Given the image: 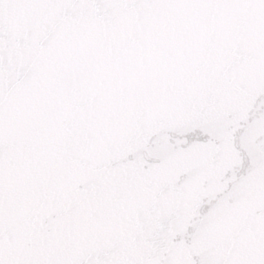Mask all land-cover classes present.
Wrapping results in <instances>:
<instances>
[{"label": "water", "instance_id": "1", "mask_svg": "<svg viewBox=\"0 0 264 264\" xmlns=\"http://www.w3.org/2000/svg\"><path fill=\"white\" fill-rule=\"evenodd\" d=\"M0 264H264V0H0Z\"/></svg>", "mask_w": 264, "mask_h": 264}]
</instances>
